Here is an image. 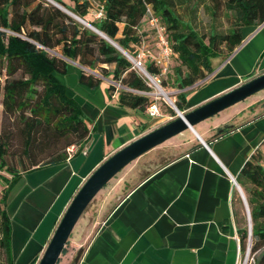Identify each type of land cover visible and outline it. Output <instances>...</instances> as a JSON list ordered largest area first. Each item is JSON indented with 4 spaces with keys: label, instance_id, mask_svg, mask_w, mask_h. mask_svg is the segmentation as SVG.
Segmentation results:
<instances>
[{
    "label": "crops",
    "instance_id": "0c3cea01",
    "mask_svg": "<svg viewBox=\"0 0 264 264\" xmlns=\"http://www.w3.org/2000/svg\"><path fill=\"white\" fill-rule=\"evenodd\" d=\"M262 73L264 22L245 29L240 45L189 88L185 108ZM78 74L71 63L55 77L77 104L87 137L63 163L22 173L9 190L5 212L13 264H36L89 174L158 128L145 112L118 108L116 93L107 97L105 83L93 89L80 85ZM259 93L196 124L195 134L185 130L125 166L94 196L98 209L71 239L74 225L59 264H236L238 230L247 229V218L235 177L255 149L264 151V95Z\"/></svg>",
    "mask_w": 264,
    "mask_h": 264
},
{
    "label": "trees",
    "instance_id": "16d2710c",
    "mask_svg": "<svg viewBox=\"0 0 264 264\" xmlns=\"http://www.w3.org/2000/svg\"><path fill=\"white\" fill-rule=\"evenodd\" d=\"M51 1L88 23L130 57L144 45L138 29L148 9L164 28L170 57L176 62L170 83L179 90L174 106L180 112L186 107L189 88L213 71L214 61H223L240 45L245 29L264 22V0H216L228 27L225 33L212 30L208 34L199 33L193 24L199 7L214 20V11L205 0ZM93 8L94 12L101 8L100 18L89 19ZM176 8L187 11L188 19L184 20ZM154 55L143 62L152 77L161 75L162 69L154 63ZM68 62L78 66V83L86 88L99 85L93 74L97 69L100 76L118 83L122 89L115 91L110 85L105 89L107 97L116 93L118 108L144 112L152 103L147 96L135 93L149 92V87L126 58L62 10L45 0H0V108L6 120L15 123L13 133L20 143V151L9 154L13 133L8 128L0 130V172L6 175L0 176V264H13L10 221L5 212L11 187L22 173L63 163L65 149L79 146L87 137L77 104L65 96L64 85L55 77L66 73ZM159 83L168 86L166 80ZM169 114L174 116L172 111ZM235 181L248 211L253 264H264V151L254 150ZM238 233L241 248L247 238L246 227Z\"/></svg>",
    "mask_w": 264,
    "mask_h": 264
},
{
    "label": "water",
    "instance_id": "95a60500",
    "mask_svg": "<svg viewBox=\"0 0 264 264\" xmlns=\"http://www.w3.org/2000/svg\"><path fill=\"white\" fill-rule=\"evenodd\" d=\"M45 1L62 10L75 21L97 34L125 57V53L123 51H121L114 43H112L88 23L75 17L51 0ZM262 90H264V73L243 82L239 86L215 98H212L211 100H208L207 102L193 109L185 108L182 112H180L175 108L173 109L175 112L174 119L140 136L139 138L133 140L111 154L89 174V176L84 180L76 193L73 195L62 215L60 216L36 264H56L74 225L84 212L87 205L94 198V196L125 166L152 148L160 145L161 143L182 133L185 130H190L194 133L193 127L196 124L215 116L219 112L244 101L246 98ZM243 203L246 209L247 242L249 243V217L244 200Z\"/></svg>",
    "mask_w": 264,
    "mask_h": 264
},
{
    "label": "rangeland",
    "instance_id": "374dc122",
    "mask_svg": "<svg viewBox=\"0 0 264 264\" xmlns=\"http://www.w3.org/2000/svg\"><path fill=\"white\" fill-rule=\"evenodd\" d=\"M205 5L211 7V9L214 11V20H210L209 14L206 10H204L203 7H199L198 11L196 13V18L193 22L194 27L196 30L201 33V34H208L212 30L216 32H222L225 33L227 27H228V22L224 19L223 17V11L221 10V6L217 3L216 0H205ZM176 11L180 14V16L184 19L187 20L189 15L188 12L185 10H180L179 8H176ZM90 14V19L95 20L93 18L94 14V8L92 9ZM138 33L141 34L142 38H144V47L146 46L148 50L150 51L151 54H156V49H155V32L154 30L148 25L147 19L144 18L143 21L141 22ZM129 56V55H128ZM135 57V56H134ZM132 67V63L126 59ZM169 66L168 69L166 70L165 74L158 75L154 78L158 81L157 85L159 89L157 90L148 80H145L139 73V71L136 68H131L149 87V93H148V101L153 102L159 111L160 116L150 120V124L152 125L154 123V126L159 127L172 119L175 118V112L173 111V107H171L165 97H163V93L167 95L169 99H171L173 105L174 101L176 100V95L179 93V90L174 88L171 83H170V77H171V72H172V67L175 66L176 62L173 57H170L168 60ZM222 59H216L214 61V65H218ZM68 64H71L68 62ZM93 74L95 75L96 78L100 80L101 83H105L106 86H112L114 84L113 88L115 89L117 83L114 81H111L109 78H104L100 76V71L97 69V71H94ZM1 80V78H0ZM166 80L168 86L166 87H161L159 81ZM119 89V88H118ZM117 89V90H118ZM260 95H264V91H261L259 93ZM169 111H172L174 113V116H170ZM15 123L11 121V119L6 120V118L1 114V108H0V130L8 128L12 133L15 132ZM188 133V131H185ZM178 136V135H177ZM177 138V137H176ZM179 138V137H178ZM181 138V137H180ZM20 151V143L16 135L13 133V138L11 140L10 146H9V154H17ZM0 176H5L6 175L3 172H0ZM3 187L2 182L0 181V191ZM109 204V203H107ZM105 206V205H104ZM107 206V205H106ZM99 207V199L98 197L96 199H92L90 203L87 205L85 208L84 212L80 216V219L77 221L73 232L71 233V239L75 238L77 236V231L80 228V226H83L87 223V221H91L92 215L95 213V211ZM106 208V207H105ZM69 239V238H68ZM250 242L247 244V240H245L244 245L240 248V260L241 263L244 260L245 256H247V261L246 264H253L252 261V255L249 250ZM247 254V255H246Z\"/></svg>",
    "mask_w": 264,
    "mask_h": 264
},
{
    "label": "built area",
    "instance_id": "2783aa9c",
    "mask_svg": "<svg viewBox=\"0 0 264 264\" xmlns=\"http://www.w3.org/2000/svg\"><path fill=\"white\" fill-rule=\"evenodd\" d=\"M101 16V8H99L96 12H94L93 14V18L94 19H98ZM145 18L147 19L148 25L154 30L155 32V49H156V54L154 55V57L152 58L154 63L159 66L160 68H162L160 70V74H163L166 70V66H167V62L171 56V51L169 48V44L168 41L166 39L165 36V31L164 28L159 24L158 20L152 16V14L150 13V11L147 9L146 10V14H145ZM150 56V51L146 48V47H142L141 50H139L137 52V54L135 55V57H130L127 54H125V58L128 59L131 63H132V67L131 68H136L140 75L145 79L148 80L157 90L159 89L157 83L158 81L156 80V78L150 76L149 74L146 73L144 67H143V62L145 59H147ZM114 84H112V87ZM122 89V87L117 83L116 87H115V91L117 89ZM128 91V90H127ZM139 95H143V96H148L149 92H135ZM145 114L151 118V119H155L157 117L160 116L159 111L157 106L152 102L150 103L146 108H145ZM73 149V146H70L69 148L65 149V152H70ZM230 182L232 184V186L238 191L241 199H242V195L235 183V181L233 179H230ZM247 240V238H246ZM248 244V242H247ZM237 251L239 254V258L236 262V264H246L247 261V256H245L244 260L241 263L240 260V248H239V244L237 247ZM247 255V254H246Z\"/></svg>",
    "mask_w": 264,
    "mask_h": 264
},
{
    "label": "bare ground",
    "instance_id": "6f19581e",
    "mask_svg": "<svg viewBox=\"0 0 264 264\" xmlns=\"http://www.w3.org/2000/svg\"><path fill=\"white\" fill-rule=\"evenodd\" d=\"M162 95H163V97H165L167 103H168L171 107H173V109H175V106L173 105L171 99H169V98L167 97V95H165L164 93H163Z\"/></svg>",
    "mask_w": 264,
    "mask_h": 264
}]
</instances>
